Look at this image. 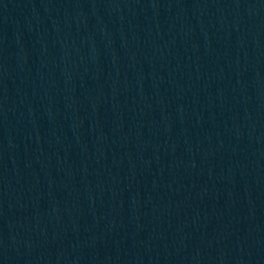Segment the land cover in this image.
<instances>
[{
	"label": "water",
	"instance_id": "obj_1",
	"mask_svg": "<svg viewBox=\"0 0 264 264\" xmlns=\"http://www.w3.org/2000/svg\"><path fill=\"white\" fill-rule=\"evenodd\" d=\"M0 264H264V0H0Z\"/></svg>",
	"mask_w": 264,
	"mask_h": 264
}]
</instances>
